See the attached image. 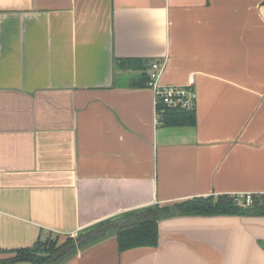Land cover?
Segmentation results:
<instances>
[{"label":"crops","instance_id":"crops-1","mask_svg":"<svg viewBox=\"0 0 264 264\" xmlns=\"http://www.w3.org/2000/svg\"><path fill=\"white\" fill-rule=\"evenodd\" d=\"M154 62L162 85L194 77V125L162 126L141 85ZM246 194L264 195V0H0V260ZM157 228L155 247L110 237L64 264H264L263 216Z\"/></svg>","mask_w":264,"mask_h":264},{"label":"trees","instance_id":"trees-1","mask_svg":"<svg viewBox=\"0 0 264 264\" xmlns=\"http://www.w3.org/2000/svg\"><path fill=\"white\" fill-rule=\"evenodd\" d=\"M146 77L141 82L145 84ZM159 120L164 127L192 126L195 123L194 111L159 108ZM241 201V200H240ZM237 197L218 196L208 198H193L171 206L154 207L138 213L122 216L104 223L86 235L98 232L83 243L81 238H67L62 244L55 242L49 247L38 249L40 242L32 248L9 251L8 259L0 260V264L30 262L32 264H64L78 250L89 247L114 237L120 252L141 248L155 247L158 240V221L177 216H263L264 195L253 196L249 206L241 204ZM77 243V245H76Z\"/></svg>","mask_w":264,"mask_h":264},{"label":"built area","instance_id":"built-area-1","mask_svg":"<svg viewBox=\"0 0 264 264\" xmlns=\"http://www.w3.org/2000/svg\"><path fill=\"white\" fill-rule=\"evenodd\" d=\"M163 65L157 62L148 67L145 87L152 91L156 116L159 118V108L194 111L197 93L194 87V77L190 75L184 86H166L160 84V76ZM252 195L246 194L237 197L241 204L249 206L252 203Z\"/></svg>","mask_w":264,"mask_h":264},{"label":"rangeland","instance_id":"rangeland-1","mask_svg":"<svg viewBox=\"0 0 264 264\" xmlns=\"http://www.w3.org/2000/svg\"><path fill=\"white\" fill-rule=\"evenodd\" d=\"M65 240H61L57 237H54V236H51V235H47L45 236L42 241L39 243V245L37 246L38 249H43V248H46V247H49L50 245H52L54 242L57 244V245H60L64 242Z\"/></svg>","mask_w":264,"mask_h":264}]
</instances>
